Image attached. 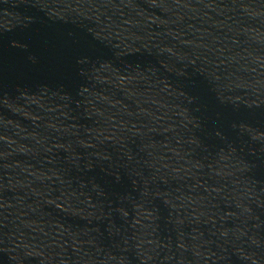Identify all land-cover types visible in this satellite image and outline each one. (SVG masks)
Returning a JSON list of instances; mask_svg holds the SVG:
<instances>
[{
    "label": "water",
    "instance_id": "obj_1",
    "mask_svg": "<svg viewBox=\"0 0 264 264\" xmlns=\"http://www.w3.org/2000/svg\"><path fill=\"white\" fill-rule=\"evenodd\" d=\"M0 264H264V0H0Z\"/></svg>",
    "mask_w": 264,
    "mask_h": 264
}]
</instances>
